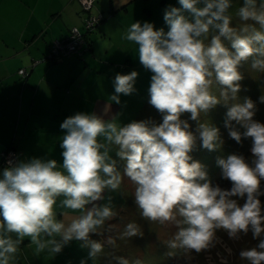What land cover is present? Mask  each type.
Here are the masks:
<instances>
[{
    "label": "clouds",
    "instance_id": "obj_1",
    "mask_svg": "<svg viewBox=\"0 0 264 264\" xmlns=\"http://www.w3.org/2000/svg\"><path fill=\"white\" fill-rule=\"evenodd\" d=\"M178 3L165 10L167 32L137 21L123 37L137 46L140 64L152 73L148 103L162 123L146 119L121 126L116 116L106 120L77 112L60 125L65 130L62 165L54 159H10L0 173V264H17L26 237L33 255L58 254L75 240L95 261L105 245L115 247L110 235L104 241L91 237L101 235L105 222L117 216L111 193L125 178L134 186L143 219L176 227L168 249L199 254L215 246L218 230L233 240L251 233L258 242L239 257L247 264H264V124L253 119V100L237 97L243 64L250 61L252 70L264 72V0H243L235 13L238 26L230 14L232 0ZM137 77V71L118 73L111 100L119 104L120 94L135 92ZM213 85L219 86V96ZM259 100L264 103V95ZM219 104L227 108L229 136L237 143L242 137L252 141L250 160L239 154L216 160L230 189L213 185L206 167L190 155L197 140L209 151L223 143L219 129L201 121ZM109 110L106 105L103 111ZM185 113L197 122L198 136L181 118ZM137 236H142L138 225L128 223L119 238ZM107 255L129 264L124 257Z\"/></svg>",
    "mask_w": 264,
    "mask_h": 264
},
{
    "label": "crops",
    "instance_id": "obj_2",
    "mask_svg": "<svg viewBox=\"0 0 264 264\" xmlns=\"http://www.w3.org/2000/svg\"><path fill=\"white\" fill-rule=\"evenodd\" d=\"M131 1L97 0L94 12L107 15L113 9L115 14L89 35L91 49H84L80 57L53 63L45 58L25 83L17 70L29 65L31 58H43L52 41L65 37L71 26H81V6L77 0L0 1V22L15 23L11 30L0 28V151L12 144L20 160L54 159L62 165L60 143L65 130L61 123L77 112L98 115L99 104L103 108L110 105L107 94L113 92L115 76L142 66L137 46L123 39L142 14L135 3L133 13H128ZM12 6L23 14L11 13ZM116 19L123 20L119 28ZM3 169L0 165V173ZM29 244L26 237L17 264L37 263L35 255L31 256L33 262L28 259L27 251L32 252Z\"/></svg>",
    "mask_w": 264,
    "mask_h": 264
},
{
    "label": "rangeland",
    "instance_id": "obj_3",
    "mask_svg": "<svg viewBox=\"0 0 264 264\" xmlns=\"http://www.w3.org/2000/svg\"><path fill=\"white\" fill-rule=\"evenodd\" d=\"M27 1L30 2V0ZM130 3L128 13H133L132 4L135 3L137 9L142 13L141 16H139L141 24L149 22L154 25L156 30L162 28L165 32L169 30L164 20L165 10L169 7H180L178 0H132ZM242 5L243 0H232L230 14L234 18V26L240 24V21L235 17V13L236 9ZM11 13L23 14L22 11L15 6H12ZM113 15L114 12L111 17ZM185 15H187V13H185ZM26 17L27 14L22 18L21 25ZM121 21L123 20L116 19L118 28L122 25ZM113 23V21L110 22V24ZM14 26V21L4 20L0 22V28L3 29L7 28L11 30ZM250 63L249 61L240 68L244 79L240 82L241 91L237 94V97L239 102H243L245 97L252 99L256 104V113L253 119L264 124V103H261L259 100V97L264 95V72L252 70ZM131 71L138 72V77L134 84L136 91L130 95L120 94V103L116 104L111 100V96L115 94V89L113 88V92L107 94V102L110 104L109 112L105 114L103 111L104 108L99 104L98 115L103 116L106 120L116 116L121 126L133 120L139 121L146 119H151L157 124L162 123L161 114L148 103V88L150 87L152 73L143 66L132 67L128 73ZM218 88L219 86L216 87L215 85H213L212 88L213 93L217 96H219ZM100 96H103V94H100ZM226 112L227 108L223 104H219L206 115L202 114L201 116V121L207 120L212 126L219 129L220 137L223 141L220 148L215 151H209L202 148L201 142L197 140L196 150L190 153L194 160L199 161L206 167L211 181L221 174V169L216 164L218 157L226 159L228 155L239 154L243 155L248 160L251 159V138L242 137L241 142L237 143L229 136L228 129L225 127ZM181 118L188 120L190 130L196 133L197 122L190 119V114L185 113ZM236 127H238L241 132L244 131L239 125ZM196 134L198 136V133ZM133 193L134 186L125 178L120 190L111 193L113 196V209L120 203H123L117 211V216L105 222L104 227L100 229L101 235L94 234L91 237L92 239L104 241L107 236L110 235L116 241L115 247L105 245L104 253L93 261L88 257L89 249L82 248V242L73 240L58 254L49 256L47 252H44L38 256L35 255L34 258L37 260L35 261L37 262L36 264H40L38 262L48 264V261L56 264H81V260H85L86 264H118L117 261L112 260L111 256L107 254L124 257L129 261V264H134L136 260H140L141 264H171L176 257V262L174 264H196L197 258H194L195 253L193 251L168 249L167 241L173 238L177 231L176 227L170 224L160 225L159 223L143 219L140 216L139 209L134 203ZM104 202L106 201H101L100 203ZM128 223H136L140 228L142 236L120 239L119 237L124 232L125 226ZM30 248L32 252L27 251V255L29 261L33 262L31 256L33 255L34 246H30ZM168 251H172L174 255H166ZM179 252L181 253L179 254ZM206 257L210 258L211 261L210 254L206 255ZM202 260L203 259L200 258V262ZM22 264L25 263L23 262Z\"/></svg>",
    "mask_w": 264,
    "mask_h": 264
},
{
    "label": "trees",
    "instance_id": "obj_4",
    "mask_svg": "<svg viewBox=\"0 0 264 264\" xmlns=\"http://www.w3.org/2000/svg\"><path fill=\"white\" fill-rule=\"evenodd\" d=\"M96 2H97V0H94V4H93V6L91 8V12L92 13L100 12L102 14V18L100 19V21L97 22L91 29L86 30L85 27H84V24H83V19L86 17L87 13H85L84 10H82V8H81L82 13H83V19H82L81 26L73 25V26H71L69 28V31L67 33V35L70 33V30H71L72 27H77L80 30V32L83 34V42L80 43L81 45H80V48H79L78 52H73V53H70L68 55H60V56H57V57L49 58V53H50V51L52 49V46H53L52 43H51L47 54L43 58H41V59L31 58L29 65H27L26 67H23V69L25 71L24 74L18 72L19 69H22V68H19L17 70V72L21 76V78H22L24 83L26 82L29 74L34 69V67L36 65H38L45 58H47V62L48 63H53V62H56V61H58L60 59L68 58V57H72V56L80 57L82 55V51L84 49H91V46H90V39L91 38H89V35L92 32H94L97 29H99L100 25L107 18H110L113 12L115 14V11L113 9H110V11H109V13L107 15H105L102 11L94 12L93 11V7L95 6ZM65 37L60 38V40H63ZM34 61H37V62L34 63ZM7 147H13L16 151H18V149L15 146H13L12 144L8 145ZM212 183H213V185H217L218 184L223 189H230L231 188V183L229 181H227V180H224L222 178L221 174L217 178H214V180H212ZM262 186H264V181H262ZM260 200H261L262 205H264V196H261ZM122 204L123 203H120L119 205H117V207L114 209V211L117 212ZM216 240L218 242L217 241L215 242V246L210 248L207 251H203V252H201L199 254H197V253H195L193 251L195 253V257L194 258H197L196 259V264H247L246 261H243V260L240 259L239 252L242 249H247V248L255 246V244L258 242V241H254L252 239L251 233H249L246 236L241 234V237H240L239 240H233V239H230L228 237L227 233L225 231H223V230H218L217 231V239ZM180 253L181 252H179V254ZM209 254L211 255V261H210V258L206 257V255H209ZM176 258L172 261L171 264H174L176 262L175 261ZM200 258L203 259L201 262H200Z\"/></svg>",
    "mask_w": 264,
    "mask_h": 264
},
{
    "label": "built area",
    "instance_id": "obj_5",
    "mask_svg": "<svg viewBox=\"0 0 264 264\" xmlns=\"http://www.w3.org/2000/svg\"><path fill=\"white\" fill-rule=\"evenodd\" d=\"M82 10L87 13L83 19V24L86 30L91 29L97 22L102 18L100 12L92 13L91 8L94 4V0H77ZM83 42V34L77 27H72L70 33L63 39H55L52 42V49L49 53V58L57 57L60 55H68L73 52H78L80 43ZM37 61H34L36 63ZM19 73L24 74V69H19ZM18 161L20 160L18 151L13 147H6L0 151V164L2 167L8 166L9 160Z\"/></svg>",
    "mask_w": 264,
    "mask_h": 264
}]
</instances>
